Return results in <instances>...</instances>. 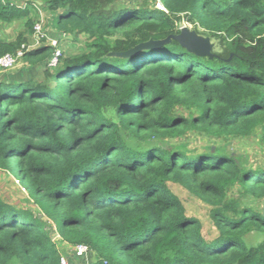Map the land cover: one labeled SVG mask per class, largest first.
<instances>
[{
    "label": "trees",
    "instance_id": "16d2710c",
    "mask_svg": "<svg viewBox=\"0 0 264 264\" xmlns=\"http://www.w3.org/2000/svg\"><path fill=\"white\" fill-rule=\"evenodd\" d=\"M159 2L0 0V57L22 50L18 61L38 69L13 77L5 71L18 61L0 67V170L28 195L24 208L0 196V264L71 262L80 244L91 264H264V168L225 147L167 141L197 131L256 134L264 145V0ZM39 9L83 45L52 46L45 26L36 36ZM14 23L23 30L10 39L1 28ZM182 23L210 38L211 56L174 39L110 55L177 35ZM169 184L210 207L215 234H202Z\"/></svg>",
    "mask_w": 264,
    "mask_h": 264
},
{
    "label": "rangeland",
    "instance_id": "374dc122",
    "mask_svg": "<svg viewBox=\"0 0 264 264\" xmlns=\"http://www.w3.org/2000/svg\"><path fill=\"white\" fill-rule=\"evenodd\" d=\"M120 2L128 7H133L137 4L147 6L154 5L156 7L160 6L159 0L154 3L153 0H120ZM37 16V18H39V20L41 21V27L43 26L42 28H44L45 26L44 29L46 30L45 32L47 42H50L52 40L57 41L58 38H62L50 25L51 13L46 10L43 11L39 9ZM182 26H186L192 29L191 24L188 23H182ZM1 29V32L5 36L12 39L16 36L17 33L23 30V27L21 23H14ZM29 41L30 44L35 42L32 41L31 37L29 38ZM84 41V36H79L78 40L76 41H73L72 38L69 37H63L59 45L61 49L74 51L81 47ZM31 70L34 73L38 71V69H33L32 66H29L24 61L20 60L13 68L6 70L5 73L7 75H12L13 77H18L19 74L26 75L30 73ZM175 111L176 113L181 115L187 114L186 111L180 108H177ZM167 141L171 144H180L187 149L194 148L197 151H200L204 146L225 147L228 151H230L231 155L242 156L247 166L264 168V145H261L259 143L256 134L244 138H213L202 132L188 131L178 138H167ZM169 187L182 201L186 214L189 216H193L199 221L202 234L207 238H209L208 236L211 237V235L215 234V229L209 216L210 207L198 200L196 197L188 194L186 190L176 184H169ZM237 190V186L231 187L226 194L227 198L230 199L238 197L239 194ZM0 196L4 201L14 204L15 206L20 208H24L28 204V195L23 186L16 180V178L12 174L2 170H0ZM240 201L247 204L253 203L251 199L245 198H242ZM53 237H56L55 234H53ZM260 239H262V235L258 233L250 235V240L252 243H256ZM57 247L59 251H61L64 246L57 243ZM93 261V256L89 254L85 258L74 257L73 259H71V262L69 261V264H91Z\"/></svg>",
    "mask_w": 264,
    "mask_h": 264
},
{
    "label": "water",
    "instance_id": "95a60500",
    "mask_svg": "<svg viewBox=\"0 0 264 264\" xmlns=\"http://www.w3.org/2000/svg\"><path fill=\"white\" fill-rule=\"evenodd\" d=\"M171 39L176 40L181 47H183L187 52H190L199 56H211V49L213 47L210 38L197 34L193 29H190L186 26L180 28V32L177 35H170L164 39L152 40L149 39L145 42L139 43L134 47L123 51V52H112L110 55H113L118 58L129 57L133 54L138 53L141 50L149 48H158ZM261 213L264 215V198L261 201ZM53 238V237H52Z\"/></svg>",
    "mask_w": 264,
    "mask_h": 264
},
{
    "label": "built area",
    "instance_id": "2783aa9c",
    "mask_svg": "<svg viewBox=\"0 0 264 264\" xmlns=\"http://www.w3.org/2000/svg\"><path fill=\"white\" fill-rule=\"evenodd\" d=\"M161 6H159L158 8H160ZM41 29V21L35 23L34 25V33L36 36H38L40 34L39 31ZM38 38V37H37ZM50 44L52 46H56L57 41L56 40H52L50 41ZM22 50H18L16 52V54H5L2 57H0V67L7 69L12 67L19 59L20 57H22ZM60 56V51L59 49H56L49 61V66H55L58 62V58ZM73 253L75 254V256H79V257H85L87 256L90 252L88 250V247L86 245L80 244L74 247L73 249ZM59 264H69V261L67 259V257L64 254H61L59 257Z\"/></svg>",
    "mask_w": 264,
    "mask_h": 264
},
{
    "label": "crops",
    "instance_id": "0c3cea01",
    "mask_svg": "<svg viewBox=\"0 0 264 264\" xmlns=\"http://www.w3.org/2000/svg\"><path fill=\"white\" fill-rule=\"evenodd\" d=\"M71 253H72V252H71ZM89 254H90V253H89ZM89 254H88V255H89ZM72 256H73V253H72ZM85 257H86V256H85ZM85 257H84V258H85ZM76 258H81V257H79V256H76Z\"/></svg>",
    "mask_w": 264,
    "mask_h": 264
}]
</instances>
